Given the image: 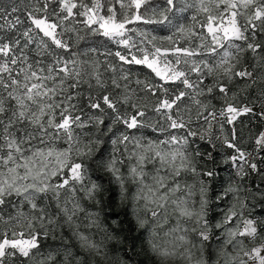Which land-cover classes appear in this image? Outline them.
Returning a JSON list of instances; mask_svg holds the SVG:
<instances>
[{"label": "snow or ice", "instance_id": "1", "mask_svg": "<svg viewBox=\"0 0 264 264\" xmlns=\"http://www.w3.org/2000/svg\"><path fill=\"white\" fill-rule=\"evenodd\" d=\"M0 264H264V0H0Z\"/></svg>", "mask_w": 264, "mask_h": 264}, {"label": "trees", "instance_id": "2", "mask_svg": "<svg viewBox=\"0 0 264 264\" xmlns=\"http://www.w3.org/2000/svg\"><path fill=\"white\" fill-rule=\"evenodd\" d=\"M185 16H190L191 15V12H188V13H185L184 14ZM23 18V17H22ZM181 22H186V21H181ZM140 27L142 29H146L147 31H149L150 33L152 34H155L157 36H166V35H169L170 34V30L166 27H162V26H158V25H140ZM109 48H111L113 51L116 50L115 49V46L114 45H108ZM104 49L101 48V51H103ZM145 132L146 135L148 136H153L154 134L150 131V130H143ZM109 136L111 134H108ZM245 135H247V131H245ZM105 139H107V136L105 137ZM108 148L109 150L111 149V145L109 144L108 145ZM225 151H230V150H225ZM107 155V153H106ZM209 168L213 167V165L210 163L208 165ZM216 170L218 172V176L217 178H215L214 180V188H216L217 190L219 189V186H220V180L221 178H224L226 179L229 175V172L231 171V169L223 164L222 162V156L220 154H216ZM92 176H93V179H95L97 176H104V182H105V185L107 186V180H108V177L105 173H103L102 171H98V172H94L92 173Z\"/></svg>", "mask_w": 264, "mask_h": 264}]
</instances>
